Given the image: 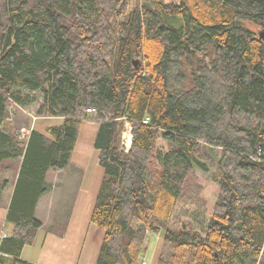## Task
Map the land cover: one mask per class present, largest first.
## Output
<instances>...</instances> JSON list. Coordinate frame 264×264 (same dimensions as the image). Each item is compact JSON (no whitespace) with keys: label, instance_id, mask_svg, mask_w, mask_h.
<instances>
[{"label":"trees","instance_id":"16d2710c","mask_svg":"<svg viewBox=\"0 0 264 264\" xmlns=\"http://www.w3.org/2000/svg\"><path fill=\"white\" fill-rule=\"evenodd\" d=\"M254 27L264 30V0H0V205L14 185L0 264H36L20 257L43 225L47 174L71 164L87 119L100 122L105 168L91 216L105 230L97 264H141L147 234L162 230L156 264H264V40ZM35 93L38 116L64 120L51 137L32 129L21 140L6 126L9 104ZM197 169L219 183L210 220L172 229Z\"/></svg>","mask_w":264,"mask_h":264},{"label":"crops","instance_id":"0c3cea01","mask_svg":"<svg viewBox=\"0 0 264 264\" xmlns=\"http://www.w3.org/2000/svg\"><path fill=\"white\" fill-rule=\"evenodd\" d=\"M39 118L33 129L48 137L51 135L47 128L64 120L59 116ZM99 127L98 120H84L71 153V164L63 170L48 172L51 188L41 197L36 210L43 225L33 242L23 248L22 260L36 264H97L105 238V230L91 220L105 178L100 150L95 146ZM13 190L14 185H10L0 205V241L14 231L13 224L7 222ZM54 222L60 228L48 227ZM62 228L63 234H59Z\"/></svg>","mask_w":264,"mask_h":264},{"label":"rangeland","instance_id":"374dc122","mask_svg":"<svg viewBox=\"0 0 264 264\" xmlns=\"http://www.w3.org/2000/svg\"><path fill=\"white\" fill-rule=\"evenodd\" d=\"M254 29L257 33L261 31L259 27H254ZM34 96L35 100L25 107H21L13 101H10L9 104V118L6 126L8 128L11 127V131L16 132L21 140L28 138V134L33 129L35 122L37 124V121H39V117H45L38 116V110L42 103V95L35 93ZM157 146L167 148L166 143L161 137L157 138ZM215 168L213 166L214 170ZM5 175L10 180H13V172H7ZM185 189V193L178 201L175 212L170 219V227L172 229H181L184 225H194L195 227L201 228V225L208 224L210 220L214 204L219 194V183L213 178L212 174L197 169L189 176ZM8 192L7 190L5 196L8 195ZM55 224L56 222L49 224L48 227L50 229L54 227L60 228V226L58 227ZM163 237L164 230L160 234L152 232L147 234L142 259L145 258L149 264L157 263L158 256L164 245Z\"/></svg>","mask_w":264,"mask_h":264},{"label":"built area","instance_id":"2783aa9c","mask_svg":"<svg viewBox=\"0 0 264 264\" xmlns=\"http://www.w3.org/2000/svg\"><path fill=\"white\" fill-rule=\"evenodd\" d=\"M88 112H92L94 111V108H88L87 109ZM133 128H132V124L131 122H129L126 119V124H125V130L122 133V143L124 145V147L126 148V150H129V148L131 147V144L133 142ZM3 255V253L0 251V256ZM141 264H149L148 262L143 261Z\"/></svg>","mask_w":264,"mask_h":264},{"label":"bare ground","instance_id":"6f19581e","mask_svg":"<svg viewBox=\"0 0 264 264\" xmlns=\"http://www.w3.org/2000/svg\"><path fill=\"white\" fill-rule=\"evenodd\" d=\"M262 31H264V30H261V31H259V32H262ZM259 32H258V36H259ZM28 135H29V134H28ZM132 144H133V142H132ZM132 144H131V147L129 148V150H126V148L124 147L123 143L121 142V148H122L125 152H129L130 149L132 148ZM143 261L147 262V261L145 260V258H143V259L141 260V263H142Z\"/></svg>","mask_w":264,"mask_h":264},{"label":"water","instance_id":"95a60500","mask_svg":"<svg viewBox=\"0 0 264 264\" xmlns=\"http://www.w3.org/2000/svg\"><path fill=\"white\" fill-rule=\"evenodd\" d=\"M259 38L264 40V31L259 32ZM137 64H138V60L135 61V65H137Z\"/></svg>","mask_w":264,"mask_h":264}]
</instances>
